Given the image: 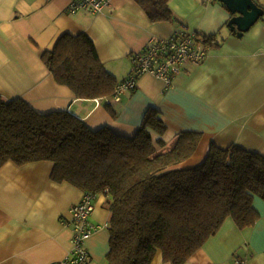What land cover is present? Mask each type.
Masks as SVG:
<instances>
[{
    "label": "crops",
    "instance_id": "crops-1",
    "mask_svg": "<svg viewBox=\"0 0 264 264\" xmlns=\"http://www.w3.org/2000/svg\"><path fill=\"white\" fill-rule=\"evenodd\" d=\"M255 1L264 9V0ZM70 2L0 0V99L22 98L43 113L67 110L91 128L108 125L125 136H132L154 108L167 127L163 134L152 131L155 141L166 143L163 149L173 147L183 131L202 135L193 155L177 167L201 163L213 144H239L264 156V13L240 37L226 26L232 13L221 0H169L173 21H152L135 0H111L100 12L75 13ZM184 29L224 39L170 84L143 73L137 88L120 100L77 97L55 80L41 57L63 34L86 33L121 82L134 68L133 53ZM53 167L50 160L9 161L0 169V264H53L69 254L71 207L85 190L55 181ZM106 200L97 195L90 218L97 229L84 239L87 264H109L112 212ZM254 206L260 213L254 225L240 228L226 219L186 264H235L236 257L264 264V200L256 196ZM152 264L171 263L158 251Z\"/></svg>",
    "mask_w": 264,
    "mask_h": 264
},
{
    "label": "trees",
    "instance_id": "trees-1",
    "mask_svg": "<svg viewBox=\"0 0 264 264\" xmlns=\"http://www.w3.org/2000/svg\"><path fill=\"white\" fill-rule=\"evenodd\" d=\"M135 1L152 21L175 20L169 0ZM204 38L214 47L224 39ZM41 57L55 80L79 98L112 97L120 83L86 33L63 34ZM166 128L154 108L125 136L108 125L91 128L67 110L43 113L22 98L0 99V169L9 161L50 160L55 181L106 195L109 264H152L158 251L166 262L186 264L226 219L247 228L260 218L254 199L264 200V156L239 144H213L201 163L177 167L202 135L183 131L163 149L166 143L155 141L152 131Z\"/></svg>",
    "mask_w": 264,
    "mask_h": 264
},
{
    "label": "built area",
    "instance_id": "built-area-1",
    "mask_svg": "<svg viewBox=\"0 0 264 264\" xmlns=\"http://www.w3.org/2000/svg\"><path fill=\"white\" fill-rule=\"evenodd\" d=\"M111 0H71L69 11L75 13L80 9L100 12ZM210 49L205 38L198 31L187 29L177 31L169 38L153 39L140 51L133 53L134 68L129 77L119 83L112 96L120 100L124 94L137 88L140 75L150 72L164 79L167 84L172 82L174 75L184 70L189 64L202 62ZM97 195L85 190L82 199L71 207L70 220L73 236L72 248L63 260L53 264H87L90 256L84 246V239L93 234L97 227L90 218L95 210ZM235 264H248L245 258L236 257Z\"/></svg>",
    "mask_w": 264,
    "mask_h": 264
},
{
    "label": "water",
    "instance_id": "water-1",
    "mask_svg": "<svg viewBox=\"0 0 264 264\" xmlns=\"http://www.w3.org/2000/svg\"><path fill=\"white\" fill-rule=\"evenodd\" d=\"M231 11L229 28L237 30L238 36L248 31L263 15L264 9L255 0H221Z\"/></svg>",
    "mask_w": 264,
    "mask_h": 264
}]
</instances>
